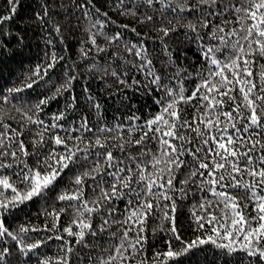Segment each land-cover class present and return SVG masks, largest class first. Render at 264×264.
<instances>
[{"label": "snow or ice", "instance_id": "obj_1", "mask_svg": "<svg viewBox=\"0 0 264 264\" xmlns=\"http://www.w3.org/2000/svg\"><path fill=\"white\" fill-rule=\"evenodd\" d=\"M33 3L35 52L0 0V264H264V0Z\"/></svg>", "mask_w": 264, "mask_h": 264}, {"label": "trees", "instance_id": "obj_2", "mask_svg": "<svg viewBox=\"0 0 264 264\" xmlns=\"http://www.w3.org/2000/svg\"><path fill=\"white\" fill-rule=\"evenodd\" d=\"M23 4H24V7L21 9V15L16 17V23L18 24L20 28H23L24 25L19 23L22 17L32 21V23L26 29V39L32 44L33 51L35 52L37 51L38 44H39V47H43V44L39 43L40 37H41V26L39 25L37 21L34 20V17H33V12L37 9H35L33 0H23ZM78 35L79 33L76 32L68 37V39L71 40L72 42L71 47L73 48L76 46V40H77ZM4 75L7 76V70H5ZM77 88H79V85H77ZM51 107L55 109L57 107V104L53 103ZM30 207H31V214H28V219H32L33 216L37 212L36 207H32V206ZM185 211H187V209H185ZM209 258L210 259L212 258L211 255L209 256Z\"/></svg>", "mask_w": 264, "mask_h": 264}]
</instances>
